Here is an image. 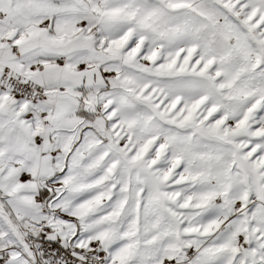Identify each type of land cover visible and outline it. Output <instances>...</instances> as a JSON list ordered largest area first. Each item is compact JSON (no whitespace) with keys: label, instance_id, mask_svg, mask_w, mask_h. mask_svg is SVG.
<instances>
[{"label":"snow or ice","instance_id":"snow-or-ice-1","mask_svg":"<svg viewBox=\"0 0 264 264\" xmlns=\"http://www.w3.org/2000/svg\"><path fill=\"white\" fill-rule=\"evenodd\" d=\"M0 264H264V0H0Z\"/></svg>","mask_w":264,"mask_h":264}]
</instances>
